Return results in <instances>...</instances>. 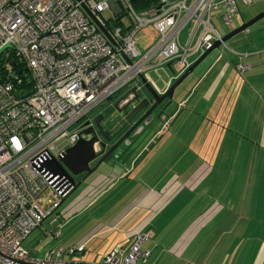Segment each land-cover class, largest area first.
<instances>
[{
    "label": "built area",
    "instance_id": "obj_1",
    "mask_svg": "<svg viewBox=\"0 0 264 264\" xmlns=\"http://www.w3.org/2000/svg\"><path fill=\"white\" fill-rule=\"evenodd\" d=\"M82 1L97 17L105 9L114 19L121 12L130 17L127 26L121 22L107 28L117 46L79 1L0 0V64L5 69L0 74V264H149L150 251L142 248L149 229L93 263L74 260L83 253L82 245L51 247L42 256L25 248L26 237L71 189L69 179L43 164L62 157L78 140L83 121L105 101L132 83L142 87L138 76L146 68L174 65L175 80L215 41L226 47L214 18L228 26L239 12L238 1L251 0H158L145 8H137L135 0ZM149 24L158 38L143 49L135 35ZM11 54L29 70L32 88L27 94L2 78L10 72ZM234 67L244 72L251 64L239 61ZM48 234L52 240L59 231Z\"/></svg>",
    "mask_w": 264,
    "mask_h": 264
},
{
    "label": "crops",
    "instance_id": "obj_2",
    "mask_svg": "<svg viewBox=\"0 0 264 264\" xmlns=\"http://www.w3.org/2000/svg\"><path fill=\"white\" fill-rule=\"evenodd\" d=\"M243 4L244 14L238 3L239 12L236 17H241V22L237 27L264 11V0H251ZM235 46L247 56L239 57L235 53L226 55L211 71L210 67L200 71L199 76H195L190 84L181 89L183 98L178 104H183L181 108L184 111L158 122L161 128L145 144L127 153L124 159L110 161L111 164L105 167L107 172L96 174L64 209L57 211L68 221L84 213L122 180L130 181V187L122 194L128 196L135 189V179L141 175L153 179L155 174L161 173L159 180H151L152 183L147 184V188L139 192L132 202L113 214L105 229L102 224L94 226L77 241V245L84 246L80 254L83 260L87 243L92 240L93 234L100 235V241L92 246L96 254L92 253L91 261L84 262L100 261L102 258H97L114 248L124 247L135 234L149 229L151 236H155L154 240L159 237L156 245L160 246V252L156 258L161 254L160 261L164 264L172 261L182 264L180 258L190 249L192 240L211 209L203 213L198 210L196 216H193L195 204L207 198L211 199L213 208L219 207L220 202L211 196L213 188L218 183L225 186L230 180L244 181V171L247 174L252 172V181H256L258 164L249 162L245 157L251 153V147L259 148L257 145L260 142L252 143L253 139L264 141V25L244 30L239 45ZM239 61L250 63L251 68L244 72L237 71L234 63ZM173 81L171 75L162 90ZM256 152L261 154L258 149ZM169 153L174 156L172 168L167 165ZM155 166L158 167L153 170ZM234 171H240L241 174L235 176ZM246 177L250 179L248 175ZM114 206L112 204L106 208L101 216L110 215ZM185 215L191 220L174 235L177 222ZM152 226L156 228L154 235ZM170 228L174 230L169 231V235L174 236L169 240L165 236ZM56 230L59 231V238L60 230ZM146 243L142 248L150 251L148 263L155 264L149 258L156 250L152 252ZM69 245L75 244L63 246ZM190 258L194 259L192 255ZM207 261V258H203L200 264Z\"/></svg>",
    "mask_w": 264,
    "mask_h": 264
},
{
    "label": "rangeland",
    "instance_id": "obj_3",
    "mask_svg": "<svg viewBox=\"0 0 264 264\" xmlns=\"http://www.w3.org/2000/svg\"><path fill=\"white\" fill-rule=\"evenodd\" d=\"M238 3L240 4V11L244 14V4L241 1H238ZM112 16L113 12L110 9H105L103 12L98 14V17L101 19L102 17L112 18ZM120 20H122L127 26L129 25L130 17L125 14L121 16ZM240 22L241 17H236L231 25L226 26L223 24L220 17L214 18V24L222 35L236 28ZM261 25H264V17L248 26V29H254L255 27ZM243 36L244 30L226 41V47L221 45L220 47L213 49L194 68L193 72L190 73L182 81V83L176 87L167 116H170L171 114L176 115L177 113L180 114L184 111V109L178 107V101L183 98L182 94H180L181 89H184L187 84H190L191 79L195 76H199L201 74L200 71H204L209 67V71H211L221 58H225L226 55H235L234 52L239 53L242 51L235 45H239V38ZM157 38L158 34L150 24L140 28L135 35V41L141 48L150 47L157 40ZM184 38L185 34L182 35V39ZM260 56L263 58L262 55ZM258 59L259 62L262 63L261 59ZM254 66L255 64H253V67ZM174 68V65L168 66L166 64L148 67L143 71V75L157 90H162L165 86H167L168 79L171 75H173ZM106 105L107 102H105L100 108ZM167 116H165L164 119ZM157 123H153L148 133L143 136L140 142L141 146L153 136L157 129L161 128V124H159L160 122L158 124ZM167 127H169V124ZM246 142H248V140ZM258 142H260L259 145H257L259 148L251 147L249 150L251 153H248L245 157L249 159V162L252 161L253 163L254 161V163L258 164L259 171L256 173L257 178L255 182L252 181L253 173L251 172L247 174L244 171V181L239 182V179H237L236 182L230 180L225 186H220L218 183L213 188L211 196L220 202L219 207L216 206L213 208L211 199L207 198L202 199L200 204H195L193 216H196L198 210L199 213H203L206 209H211L207 214L206 220L203 221V224L200 226L196 236L192 240L190 249L180 258V262L182 264H200V262H203V258L208 259L205 264H264V183H262V179L264 181V141H256V139H253L252 143L258 144ZM124 144L125 143L115 150L114 155L120 152V149ZM257 149L260 150V155L256 152ZM110 161L112 162L115 160L111 159L103 162L98 169L92 173L75 191L67 196L65 201L56 209V212L46 217L41 226L32 230V232L24 240L23 244L25 248L34 249L35 253L42 256L47 249L55 247L56 245L63 246L74 243V246H77V241L84 234L88 233L90 228L102 224L103 229H105L110 217L113 214L120 212L129 202H132L133 198L139 192L147 188V184L152 183L151 180H159L160 178V172L155 174L153 179H149L147 176L141 175L139 178L135 179V189L128 196H124L122 194L130 187V181L122 180L113 190L107 191L101 196V198L99 197L100 199L98 201L96 200L97 202L95 201L96 203L85 210L80 216H75L66 221L67 218L61 216L59 212L64 209L83 188H85L86 184L96 174L107 172L108 170H106L105 167L107 164H111ZM173 161L174 156H171L169 153L167 156V165L170 168H172L171 166L173 163L171 162ZM157 165L161 166L160 163ZM158 166L153 167V170H155ZM110 167L108 169L111 170ZM164 167L165 164L163 165V168ZM233 174L235 176H239L241 173L240 171H234ZM246 175H248L250 179H247ZM112 204H115V206L111 214L106 217L101 216L103 211ZM57 211L59 212L57 213ZM54 217H56L55 222H50ZM89 220L90 222L87 223ZM190 220L191 219H189L188 215L179 219L177 222L178 227L173 234H178ZM154 223L156 222L154 221ZM55 228L60 230V236L59 238L50 240L51 235H45V232L49 233ZM174 229L170 228V230L167 231L165 238L170 240L174 235H169V231L172 232ZM151 230H153L154 235L156 228L152 226ZM93 235L92 240L87 243L86 251L83 254L84 261H91V254H96V249H92V246L95 242L100 241V235ZM154 239L155 236H151L147 240L148 242H145L146 245L151 247L152 252L156 250L149 259L154 261L155 264H164L163 261H160L161 254L159 258H156L160 252V246L156 245L159 241V237L156 240ZM97 250L100 251L101 247L97 248ZM191 255L194 259L190 258ZM101 258L102 256L97 258V260H100ZM74 260H82L81 255L74 256ZM190 261L193 262L190 263ZM168 264H176V261H172Z\"/></svg>",
    "mask_w": 264,
    "mask_h": 264
},
{
    "label": "water",
    "instance_id": "obj_4",
    "mask_svg": "<svg viewBox=\"0 0 264 264\" xmlns=\"http://www.w3.org/2000/svg\"><path fill=\"white\" fill-rule=\"evenodd\" d=\"M80 2L81 9L85 12V14L89 17L92 23L96 25V27L104 34V36L108 39V41L114 45L117 46V42L112 37L110 31L107 29V27L104 25V23L94 14V12L86 5V3L82 0H76ZM264 17V11L257 14L252 19L242 23L237 28L229 31L228 33L224 34L221 38L222 42L228 41L232 36L235 34L246 30L248 26L252 25L256 21L262 19ZM221 42L215 41L213 45L202 52L192 63L191 65L178 77L176 78L171 85L166 87L164 90H157L154 85L143 75L139 74L138 80L141 83L142 87L146 91L145 94H148L149 97H143L141 98V94L138 91L139 89L134 86L132 87L123 97L122 100L126 99V103L124 107L122 108V112L125 115L124 120L127 123H130L132 118L136 116L141 109H143L144 105L142 104L143 101L146 102V104L154 102L153 105L148 109V111L124 134L120 137V139L112 145L107 151H105V144L101 143V149L99 152H96V144L98 143V136L97 133L90 128H85L81 131L78 140L70 147H68L65 152L63 153L62 157H60L58 160L51 159L47 160L43 166L48 168L52 173L59 174L67 179H69L71 183V189L69 192L62 197L59 204L55 209H57L67 198L69 194H71L73 191H75L92 173H94L101 163L106 162L108 160H116L119 161L121 159H124L126 155V151L120 153L118 152L116 155H114V150L120 145L123 140L127 139L130 132L133 131L137 125L148 115L151 114V112L157 107V105L162 102L164 99L171 100L173 99V94L176 89V87L182 83V81L193 72L194 68L215 48L220 47ZM125 59L128 60L127 56L123 55ZM120 99V100H121ZM167 107V105H166ZM130 108V110H129ZM170 110V109H169ZM169 111L162 110L160 111L155 119L159 122L164 121V117L168 115ZM163 116V117H162ZM168 117V116H167ZM102 118V115L99 114L95 117L94 121L96 124H98L97 129L100 136H102L106 141L111 140L109 137L108 131L103 130L102 125L99 124L100 119ZM152 118V115L150 116ZM88 122H85L84 125H86ZM91 134L89 138H86L84 136ZM127 142V141H125ZM127 144V143H126ZM125 144V145H126ZM135 149V148H134ZM133 150V149H132ZM131 150V151H132ZM130 151V152H131ZM102 154V155H101ZM101 155V157L98 159V161L95 163L94 166H90V163L97 158V156ZM85 173L80 179H76L74 176L79 175L81 173ZM55 209L52 211V213L55 212Z\"/></svg>",
    "mask_w": 264,
    "mask_h": 264
},
{
    "label": "flooded vegetation",
    "instance_id": "obj_5",
    "mask_svg": "<svg viewBox=\"0 0 264 264\" xmlns=\"http://www.w3.org/2000/svg\"><path fill=\"white\" fill-rule=\"evenodd\" d=\"M136 86L134 83L129 85L128 87L124 88L123 90L119 91L117 94H115L113 97L108 99L107 105L100 108L98 107L96 110H94L90 115L89 119L87 121L83 122H88L83 129L85 128H90L93 129L98 136V143L96 144V152H99L101 149L100 144L104 143L105 144V151H107L112 145H114L122 135H124L147 111L148 109L153 105L154 102L146 104L145 101H143V109L132 118L130 123H127L124 118L125 115L122 112V108L124 107L126 103V99L122 100L121 98L123 95H125L132 87ZM137 87V86H136ZM141 98L143 97H149L148 94H145L146 91L144 90L143 87L138 88ZM163 92V91H162ZM121 99V100H120ZM167 105V107H166ZM171 105V100L164 99L162 102H160L157 107L151 112L150 115L146 116L138 125L137 127L130 132L129 136L127 139L123 140V142L120 143L118 147H120L123 143H127L126 145L124 144L122 148L120 149V153L126 151V154L129 153L132 149L136 148L137 146L139 147V144L141 142V139L143 138L144 135L148 133V131L151 129L153 123H157L158 121L155 119L156 115L162 111L163 109L166 111H169ZM130 110V108H129ZM99 114L102 115V118L99 121V124L102 125L103 130L108 131L109 137L111 140L106 141L100 134L98 133L96 122L94 121L95 117L98 116ZM152 115V118L150 116ZM163 117V116H162ZM82 122V123H83ZM92 136L91 134L86 135L84 137L89 138ZM139 141H138V139ZM137 139V140H136ZM127 141V142H125ZM141 145V144H140ZM117 147V148H118ZM116 148V149H117ZM115 149V150H116ZM114 150V152H115ZM102 155V154H101ZM101 155L97 156L96 159H94L91 163L90 166H94L95 163L98 161V159L101 157ZM85 173H81L79 175L74 176L76 179H80Z\"/></svg>",
    "mask_w": 264,
    "mask_h": 264
},
{
    "label": "trees",
    "instance_id": "obj_6",
    "mask_svg": "<svg viewBox=\"0 0 264 264\" xmlns=\"http://www.w3.org/2000/svg\"><path fill=\"white\" fill-rule=\"evenodd\" d=\"M158 0H135V5L137 8H145L153 5H157ZM123 13H119L116 18H107L105 19V26L111 30L113 25L119 24L122 22L121 16ZM10 68L6 71L2 78L10 80L13 82L14 87L19 91L20 94L29 93L31 90V81L29 76V70L27 69L25 63L20 60L15 54H11L9 58ZM5 71L3 64H0V74ZM117 94V93H116ZM113 97V96H112ZM56 212V210H55Z\"/></svg>",
    "mask_w": 264,
    "mask_h": 264
}]
</instances>
